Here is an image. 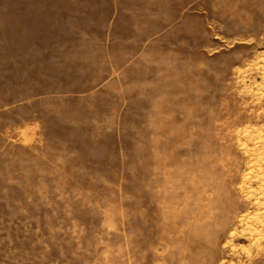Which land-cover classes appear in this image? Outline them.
I'll use <instances>...</instances> for the list:
<instances>
[{"label": "rangeland", "instance_id": "rangeland-1", "mask_svg": "<svg viewBox=\"0 0 264 264\" xmlns=\"http://www.w3.org/2000/svg\"><path fill=\"white\" fill-rule=\"evenodd\" d=\"M0 264H264V0H0Z\"/></svg>", "mask_w": 264, "mask_h": 264}]
</instances>
